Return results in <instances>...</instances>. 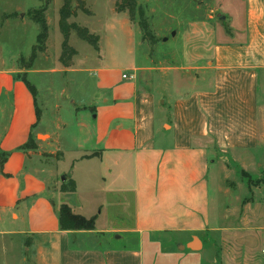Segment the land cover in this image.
I'll return each instance as SVG.
<instances>
[{
  "label": "crops",
  "instance_id": "crops-1",
  "mask_svg": "<svg viewBox=\"0 0 264 264\" xmlns=\"http://www.w3.org/2000/svg\"><path fill=\"white\" fill-rule=\"evenodd\" d=\"M48 1L42 0L41 9ZM211 2L200 0L203 12L176 32L182 66L169 70L177 78L181 71L194 76L188 95L168 82L171 99L157 106L138 91L133 74L139 65L132 73L100 65L93 70L94 106L72 102L84 139L72 146L79 156L71 165L94 164L96 172L89 175L99 184L91 191L109 194L106 206L98 201L92 212L69 203L78 191L75 179V192L57 186L67 151L61 106L56 125L42 129L38 97L16 71L0 69V233L35 238L34 264H207L204 255L208 264H221L218 259L233 264L232 258L226 261L224 236L237 232L241 245L259 234L254 227L245 236V228L230 232L226 226L230 209L222 204L220 167L212 152L231 154L244 170L264 171V0ZM234 2L240 9L232 8ZM238 10L241 21L228 14ZM76 51L67 69L72 72L81 70L75 67ZM42 133L50 135L47 143L40 141ZM62 205L94 219V228L62 229ZM241 251L236 264L255 261L247 244Z\"/></svg>",
  "mask_w": 264,
  "mask_h": 264
},
{
  "label": "rangeland",
  "instance_id": "rangeland-1",
  "mask_svg": "<svg viewBox=\"0 0 264 264\" xmlns=\"http://www.w3.org/2000/svg\"><path fill=\"white\" fill-rule=\"evenodd\" d=\"M203 1V5L212 4V0ZM198 2L200 0H137L138 7L132 19L128 11L117 10L116 0H50L43 8L49 37L45 42H40L38 35L42 26L32 19L31 9L41 10L44 5L42 0H0V69H13L20 78L32 81L37 89L43 117L42 129H50L51 124L56 125L58 107L61 106L59 112L67 126L60 132L63 134L62 143L67 151L66 158L59 163L61 172L57 176V186L61 187L63 182H67V176L79 183L77 193L69 200L76 209L82 205L86 211H95L98 201L106 206L109 194L94 195L91 191L92 185L99 184L98 179L89 175L91 170L96 169L94 164L71 165L72 160L79 156L77 151H72V146L80 144L84 139L83 130L78 124L79 118L74 116L71 109L72 102H78L77 105L89 103L94 106L93 99L96 98L93 89L95 80L93 70L100 65H108L128 73H132L131 68L139 65L133 74L138 91L146 97H153L157 106H161L163 99L166 98V101L171 99L172 92L168 91L166 86L168 82L175 81L178 93L188 95L194 86L192 83L194 76L181 71L180 77L177 78L169 69L182 66V39L180 35L176 36L173 33L179 31L182 24L203 12L198 8ZM83 4L88 12L80 8ZM233 5L240 9L237 2L232 4V8ZM65 6L76 14L68 18L69 23L75 22L100 37L101 51L100 49L97 51L92 44L81 39L76 31L71 30L69 44L79 53L75 59V67H81L80 71L78 69L75 72L67 70L68 68L60 62L64 36L60 30L59 19L61 9ZM234 11L228 14H231L234 20L241 21L242 11ZM142 18L148 20L147 35L140 29ZM217 26L220 28L221 24L217 23ZM101 57H104V63ZM155 116L158 118L161 116L159 107L155 108ZM49 139L50 135L40 137L41 142L47 143ZM55 157L60 158V152ZM233 157L231 154H221L220 149L212 152L213 162L220 167L219 177L224 188L222 204L230 209L226 226L230 232L245 228V236L250 232L248 229L254 227L259 234L256 233L255 236H250L249 240H244L241 243L243 246L238 243L241 235L235 231L224 236V241L221 240V236H217L216 239L227 241L229 244L226 247L228 248L226 261L232 258L233 264H236L241 258V248L247 244V248L255 256L252 264H264L263 167L259 170L257 168L251 171L244 170ZM213 173L215 172L212 170L211 199L215 210L218 192L217 179ZM64 176L66 179L63 181ZM255 213L258 215L256 221L253 218ZM35 242L36 239L33 237L25 240L17 235L0 233V264H34ZM204 256L208 264V255ZM224 262L218 259V263L225 264Z\"/></svg>",
  "mask_w": 264,
  "mask_h": 264
},
{
  "label": "trees",
  "instance_id": "trees-1",
  "mask_svg": "<svg viewBox=\"0 0 264 264\" xmlns=\"http://www.w3.org/2000/svg\"><path fill=\"white\" fill-rule=\"evenodd\" d=\"M137 7H138L137 0H116L117 10L119 12L128 11L132 19L135 17ZM80 8L88 12L84 4ZM31 15H32V19L42 26V30L40 34L38 35V40L40 42H45L48 37V26L46 23V16H45L44 9H41V10L34 9L33 11H31ZM73 15H76V14H74V11L70 10L68 6H65L61 9L59 26H60V30L63 33L64 40L62 43V53L60 56V62L66 68L72 65L73 57L77 54L76 49L69 44V36H70L71 30L76 31L81 39L92 44L97 51L100 48L99 46L100 37L99 36L90 32L88 28L83 27L75 22L73 23L68 22V18ZM139 25H140V29L142 30V32H144V34L147 35L148 30H149L148 20L146 19L143 20L142 18ZM144 38L145 36L143 37V39ZM34 57L35 56H33V58ZM24 80L26 84L28 85V87L30 88V90L32 91L34 97L36 98L37 89L28 80L26 79ZM5 161H6L5 158H2L1 160L2 166L5 163ZM60 189L62 192H75L76 191L75 180L72 178H69L67 182L62 183ZM94 223H95L94 219H86L83 216L75 215L73 214L70 207H68L67 205H62L61 210H60V224H61L62 229H67V230L69 229H93Z\"/></svg>",
  "mask_w": 264,
  "mask_h": 264
},
{
  "label": "water",
  "instance_id": "water-1",
  "mask_svg": "<svg viewBox=\"0 0 264 264\" xmlns=\"http://www.w3.org/2000/svg\"><path fill=\"white\" fill-rule=\"evenodd\" d=\"M218 15L220 16V14H218ZM175 34H176V33H173V35H175ZM166 40H167V39H166ZM65 179H66V177L64 176L62 180L64 181Z\"/></svg>",
  "mask_w": 264,
  "mask_h": 264
},
{
  "label": "built area",
  "instance_id": "built-area-1",
  "mask_svg": "<svg viewBox=\"0 0 264 264\" xmlns=\"http://www.w3.org/2000/svg\"><path fill=\"white\" fill-rule=\"evenodd\" d=\"M123 77H124V78H126V77H127V75H126V74H124V75H123ZM262 253L264 254V250H262Z\"/></svg>",
  "mask_w": 264,
  "mask_h": 264
},
{
  "label": "bare ground",
  "instance_id": "bare-ground-1",
  "mask_svg": "<svg viewBox=\"0 0 264 264\" xmlns=\"http://www.w3.org/2000/svg\"><path fill=\"white\" fill-rule=\"evenodd\" d=\"M40 137L44 138V137H46V135H44V134H41V135H40Z\"/></svg>",
  "mask_w": 264,
  "mask_h": 264
}]
</instances>
